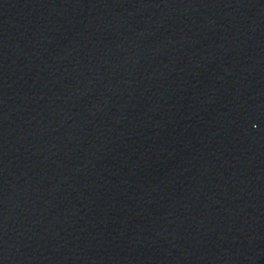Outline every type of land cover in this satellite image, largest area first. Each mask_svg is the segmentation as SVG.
Wrapping results in <instances>:
<instances>
[{"label":"water","instance_id":"1","mask_svg":"<svg viewBox=\"0 0 264 264\" xmlns=\"http://www.w3.org/2000/svg\"><path fill=\"white\" fill-rule=\"evenodd\" d=\"M0 264H264V0H0Z\"/></svg>","mask_w":264,"mask_h":264}]
</instances>
